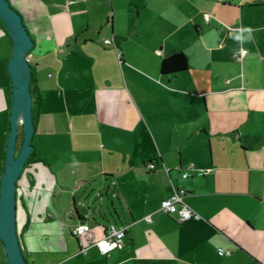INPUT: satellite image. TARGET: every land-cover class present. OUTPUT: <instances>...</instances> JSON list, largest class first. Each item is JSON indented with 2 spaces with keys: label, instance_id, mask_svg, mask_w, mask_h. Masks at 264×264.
<instances>
[{
  "label": "crops",
  "instance_id": "crops-1",
  "mask_svg": "<svg viewBox=\"0 0 264 264\" xmlns=\"http://www.w3.org/2000/svg\"><path fill=\"white\" fill-rule=\"evenodd\" d=\"M9 1L40 98L16 192L27 263L264 264V0ZM12 46L0 24V184ZM178 53L188 69L163 74ZM178 189L200 220L161 211ZM111 225L125 247L104 256Z\"/></svg>",
  "mask_w": 264,
  "mask_h": 264
},
{
  "label": "water",
  "instance_id": "water-1",
  "mask_svg": "<svg viewBox=\"0 0 264 264\" xmlns=\"http://www.w3.org/2000/svg\"><path fill=\"white\" fill-rule=\"evenodd\" d=\"M0 20L13 42L8 66L13 85V107L6 166L0 184V240L4 244L8 264H28L18 235L16 192L18 181L35 149L33 141L36 126L31 93L33 74L28 59L35 42L22 15L12 7L9 0H0ZM20 127L24 133L22 144H19Z\"/></svg>",
  "mask_w": 264,
  "mask_h": 264
},
{
  "label": "built area",
  "instance_id": "built-area-1",
  "mask_svg": "<svg viewBox=\"0 0 264 264\" xmlns=\"http://www.w3.org/2000/svg\"><path fill=\"white\" fill-rule=\"evenodd\" d=\"M107 45L112 44V40L105 41ZM247 54V50H242L240 54H234L233 57L236 60H240ZM155 166L153 164L148 165V170H153ZM191 176L190 173H183L182 177L187 179ZM187 192L184 189L175 190L174 194L164 200L161 205V211L164 213H177L178 221L183 223L189 220H200L201 216L195 210L190 208L185 202ZM147 221L151 222V216L146 218ZM91 230L90 225L82 224L77 227H74L71 230V233L74 237H81L84 234L88 233ZM127 236V228L118 227L117 225H111L107 228L104 236L95 243V247L98 251L104 256H110L116 250H122L125 247ZM220 256H229L231 255V250L219 251Z\"/></svg>",
  "mask_w": 264,
  "mask_h": 264
},
{
  "label": "trees",
  "instance_id": "trees-1",
  "mask_svg": "<svg viewBox=\"0 0 264 264\" xmlns=\"http://www.w3.org/2000/svg\"><path fill=\"white\" fill-rule=\"evenodd\" d=\"M0 24H1L2 28L4 29V32L11 38L9 32L7 31L6 27L3 25L1 20H0ZM188 66H189V61H188L187 57L182 53L181 54L178 53V54H174L170 57H167L162 61L161 71L163 74H178V73H181V72L187 70ZM32 74H33V77H32V81H31V93H32V98H33V118H34V122L36 124L37 113H38L37 110H38V106L40 104L39 103L40 98L38 97L36 90L34 89L35 88L34 87L35 76H34L33 70H32ZM23 139H24V133L22 130L21 132H19V142H20L19 144H22ZM34 155H35L34 153L31 155L29 162L32 161Z\"/></svg>",
  "mask_w": 264,
  "mask_h": 264
},
{
  "label": "rangeland",
  "instance_id": "rangeland-1",
  "mask_svg": "<svg viewBox=\"0 0 264 264\" xmlns=\"http://www.w3.org/2000/svg\"><path fill=\"white\" fill-rule=\"evenodd\" d=\"M13 7V6H12ZM15 9V8H14ZM22 131V127H20V132ZM20 143V142H19ZM5 252V251H4ZM6 264H8L7 259H6Z\"/></svg>",
  "mask_w": 264,
  "mask_h": 264
},
{
  "label": "bare ground",
  "instance_id": "bare-ground-1",
  "mask_svg": "<svg viewBox=\"0 0 264 264\" xmlns=\"http://www.w3.org/2000/svg\"><path fill=\"white\" fill-rule=\"evenodd\" d=\"M20 118L22 119V113L20 114Z\"/></svg>",
  "mask_w": 264,
  "mask_h": 264
}]
</instances>
